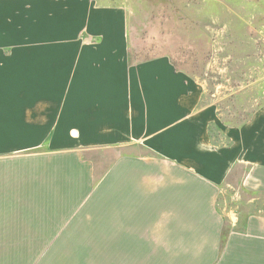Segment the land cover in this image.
<instances>
[{
	"label": "crops",
	"instance_id": "1",
	"mask_svg": "<svg viewBox=\"0 0 264 264\" xmlns=\"http://www.w3.org/2000/svg\"><path fill=\"white\" fill-rule=\"evenodd\" d=\"M132 23L0 0V264H264V101L227 121Z\"/></svg>",
	"mask_w": 264,
	"mask_h": 264
},
{
	"label": "rangeland",
	"instance_id": "2",
	"mask_svg": "<svg viewBox=\"0 0 264 264\" xmlns=\"http://www.w3.org/2000/svg\"><path fill=\"white\" fill-rule=\"evenodd\" d=\"M127 6L135 59L170 56L229 122L245 121L264 101V0H127ZM22 258L15 252V264L27 263ZM236 264L245 261L239 256Z\"/></svg>",
	"mask_w": 264,
	"mask_h": 264
},
{
	"label": "built area",
	"instance_id": "3",
	"mask_svg": "<svg viewBox=\"0 0 264 264\" xmlns=\"http://www.w3.org/2000/svg\"><path fill=\"white\" fill-rule=\"evenodd\" d=\"M124 1H127V0H124Z\"/></svg>",
	"mask_w": 264,
	"mask_h": 264
}]
</instances>
